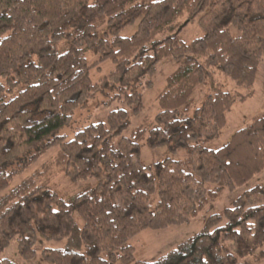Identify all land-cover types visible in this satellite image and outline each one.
<instances>
[{"label":"trees","instance_id":"obj_1","mask_svg":"<svg viewBox=\"0 0 264 264\" xmlns=\"http://www.w3.org/2000/svg\"><path fill=\"white\" fill-rule=\"evenodd\" d=\"M140 19L130 37L119 32ZM202 35L178 38L185 21ZM106 24L104 36L97 28ZM235 26L240 35L232 36ZM68 42L62 52L57 44ZM111 60L114 69L98 83L89 77L84 53ZM178 62L156 97L159 111L144 117L129 137H120L129 113L117 108L105 122L89 124L70 140L58 135L72 114L103 88L115 89L133 114L143 110L140 87L150 86L157 63ZM264 61V0H0V191L51 146L54 156L0 197V251L12 239L22 258L34 256L37 235L69 237L73 213L85 252L44 249L50 264H247L264 245V188L255 186L223 215L153 262L135 259L128 240L143 230L183 225L264 170V112L235 131L226 144L208 148L225 127L236 102L252 95L228 92L214 72L238 87H251ZM209 78L212 92L191 117L195 87ZM19 86L22 89L6 100ZM6 100V101H5ZM149 148L185 149L188 158H166L152 167L137 162L141 139ZM57 173L77 181L93 177L78 192L60 196L48 184ZM157 190L154 211L149 199ZM226 242L228 245H223ZM0 264H15L8 259Z\"/></svg>","mask_w":264,"mask_h":264},{"label":"rangeland","instance_id":"obj_2","mask_svg":"<svg viewBox=\"0 0 264 264\" xmlns=\"http://www.w3.org/2000/svg\"><path fill=\"white\" fill-rule=\"evenodd\" d=\"M140 19L127 25L123 28L119 35L121 37H130L137 30L138 22ZM232 36L237 37L240 35L235 26L229 27ZM108 31L106 24L97 28L98 36L102 37ZM178 38L182 41L189 42L196 37L202 35L201 29L197 26L196 20L185 21L177 32ZM68 42L61 41L57 44V51L60 53L68 47ZM85 60L91 66L89 77L93 83H98L101 77L107 76L113 69L114 63L111 60H105L97 63L98 55L91 50L84 53ZM178 66V62L172 59H163L159 61L155 67V71L151 76H145L142 82L145 84L146 80L152 82L150 86L140 87L142 96L143 110L139 113L133 114L131 109L123 102V100L114 99L115 89L103 88L95 93L93 98L86 102V106L76 109L72 114V122L70 125L62 128L58 135L64 136L65 140H70L74 137L75 133L89 124L97 122H105L107 115L110 111L117 108H123L129 113V123L125 130L116 137H129L132 130L139 126L144 117L154 118L158 113L159 108L156 97L163 90L165 86L166 77L174 71ZM214 78L220 83L224 91L235 92L238 91L241 95L252 90V95L247 97L245 101L236 102L226 115V125L220 131L219 136L207 144L208 148L214 149L223 146L228 142L230 136L240 128L249 124L253 117L264 112V61L258 64L257 72L255 75L254 83L251 87L243 86L238 87L236 84L225 74L214 72ZM0 81L3 80L0 78ZM23 86H19L11 93H7L6 100L16 95ZM212 92L209 78L198 84L192 94L193 104L189 110L184 113L185 117H191L196 108L200 107L206 97ZM5 100V101H6ZM146 136H144L140 144V155L137 162L144 167H152L156 162H161L166 158H171L176 161H183L188 158V152L185 149L179 150L176 153H171L167 147L149 148L146 145ZM58 150V145L51 146L45 150L39 157L29 163L21 172L15 175L8 183L5 190L0 191L1 195L11 187L21 183L26 177L34 173V171L42 167L45 163L54 156ZM86 183L94 185L96 180L93 177L81 180H71L68 176L62 173L54 175L49 184V190L64 197L78 192ZM255 186H262L264 188V170L254 176L244 185L237 187L234 190H224L220 199L214 201L212 204L205 207L196 217L192 218L189 222L178 225L169 226L161 230L146 229L134 235L128 240V243L135 248V259L145 262H153L160 256L165 255L173 249L176 245L184 241L186 238L197 233L205 223V219L209 215L218 214L223 215L227 208H231L233 201L242 193L252 189ZM157 190L151 195L149 199V207L154 211L157 203ZM73 218L75 227L69 237L64 239H45L39 235L36 237L35 253L34 256L28 260L21 257L17 249V242L12 239L9 245L0 251V260L8 259L15 264H50L43 256L44 249H71L80 253L85 252V245L82 243L79 232L83 226V221L79 215L74 212ZM223 245H228L224 242ZM240 262L247 264H264V245L259 248L254 254L245 258H240Z\"/></svg>","mask_w":264,"mask_h":264}]
</instances>
